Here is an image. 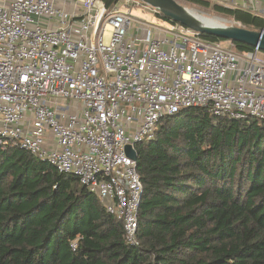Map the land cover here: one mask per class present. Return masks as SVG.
<instances>
[{"label": "built area", "instance_id": "2783aa9c", "mask_svg": "<svg viewBox=\"0 0 264 264\" xmlns=\"http://www.w3.org/2000/svg\"><path fill=\"white\" fill-rule=\"evenodd\" d=\"M258 1L215 0L264 17ZM161 14L142 0H0V148L77 176L131 245L143 184L127 147L137 152L184 107L264 120V51H237Z\"/></svg>", "mask_w": 264, "mask_h": 264}, {"label": "trees", "instance_id": "16d2710c", "mask_svg": "<svg viewBox=\"0 0 264 264\" xmlns=\"http://www.w3.org/2000/svg\"><path fill=\"white\" fill-rule=\"evenodd\" d=\"M179 1L264 28L247 9ZM137 153L143 195L139 244L131 245L122 220L77 176L22 148H0V264H264V120L184 107L162 118Z\"/></svg>", "mask_w": 264, "mask_h": 264}, {"label": "water", "instance_id": "95a60500", "mask_svg": "<svg viewBox=\"0 0 264 264\" xmlns=\"http://www.w3.org/2000/svg\"><path fill=\"white\" fill-rule=\"evenodd\" d=\"M154 7L171 20L180 22L203 34H210L230 41L244 42L254 47H259L264 51V31H256L249 28L228 25L224 22H215L214 24H205L192 11L190 7L179 0H142ZM127 153L137 160L138 153L127 147Z\"/></svg>", "mask_w": 264, "mask_h": 264}, {"label": "rangeland", "instance_id": "374dc122", "mask_svg": "<svg viewBox=\"0 0 264 264\" xmlns=\"http://www.w3.org/2000/svg\"><path fill=\"white\" fill-rule=\"evenodd\" d=\"M183 4L187 5L188 7H191V8H195L196 10L204 13L205 16H209L211 18H215L218 20V22L220 23L221 21L228 24V25H235L236 23L234 22V20L230 17H224V16H221V15H218L216 14L215 12L212 11V9H206V8H203L201 6H198V5H193V4H189L187 2H184V1H181ZM211 3H215V0H210ZM135 13L139 16H141L142 18L144 19H153V20H157L155 17H152L150 16L149 14L147 13H144L142 11H139V10H135ZM224 44L225 45H229V40H223ZM233 47V46H232ZM234 48V47H233Z\"/></svg>", "mask_w": 264, "mask_h": 264}, {"label": "bare ground", "instance_id": "6f19581e", "mask_svg": "<svg viewBox=\"0 0 264 264\" xmlns=\"http://www.w3.org/2000/svg\"><path fill=\"white\" fill-rule=\"evenodd\" d=\"M191 8V7H190ZM197 14V17L205 24H214L215 22L218 23V20L215 18H211L209 16H205L204 13L196 10L195 8H191Z\"/></svg>", "mask_w": 264, "mask_h": 264}, {"label": "crops", "instance_id": "0c3cea01", "mask_svg": "<svg viewBox=\"0 0 264 264\" xmlns=\"http://www.w3.org/2000/svg\"><path fill=\"white\" fill-rule=\"evenodd\" d=\"M261 8H263V12H261V15L264 14V0H260L257 2Z\"/></svg>", "mask_w": 264, "mask_h": 264}]
</instances>
